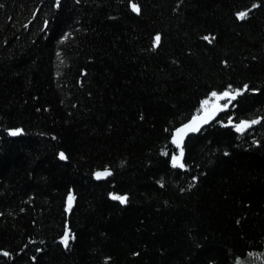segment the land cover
Returning <instances> with one entry per match:
<instances>
[{"label":"trees","instance_id":"trees-1","mask_svg":"<svg viewBox=\"0 0 264 264\" xmlns=\"http://www.w3.org/2000/svg\"><path fill=\"white\" fill-rule=\"evenodd\" d=\"M0 264H264V0H0Z\"/></svg>","mask_w":264,"mask_h":264},{"label":"snow or ice","instance_id":"snow-or-ice-1","mask_svg":"<svg viewBox=\"0 0 264 264\" xmlns=\"http://www.w3.org/2000/svg\"><path fill=\"white\" fill-rule=\"evenodd\" d=\"M132 11L136 12L137 14H139L140 9H139V7L137 5L133 4L132 5ZM247 15H248L247 12H240L238 14V19L243 20V19H245L247 17ZM205 39H208V37H205ZM159 43H160V36L157 35L154 38V47L159 46ZM238 94L239 93H237V95ZM212 95L216 96L217 94L214 92V93H212ZM229 95H230L229 92H224L222 94V96L217 97V98L218 99H222L224 97H228ZM232 98H235V97H232ZM204 103L207 104L208 101H205ZM186 127L189 128V129H192L191 125H188ZM244 127H246V125H244V124L237 125V131H240ZM192 130H195V129H192ZM184 131H185V129H179L177 131V137H179L180 133H183ZM19 134H20L19 131H13V132L10 133V135H13V136H16V135H19ZM172 142L174 144H176L177 147H180V145H181V140L180 139L174 138ZM182 157H183V150L181 148L179 156H173L172 157V162H173V166L174 167H176V166L183 167L184 166L183 163L181 162L182 161ZM60 159H62V160L66 159L64 153H60ZM109 175H111V172L105 170L103 172H97L96 173V178L97 179H101V178H104V177L109 176ZM111 198L113 200H118L121 204H124L127 201V196H125V195H113ZM71 200H72V197H69V205L71 204ZM67 240H68V237L66 235L64 240L62 241V243H64L66 247H67ZM4 254L7 255V253H4Z\"/></svg>","mask_w":264,"mask_h":264},{"label":"water","instance_id":"water-1","mask_svg":"<svg viewBox=\"0 0 264 264\" xmlns=\"http://www.w3.org/2000/svg\"><path fill=\"white\" fill-rule=\"evenodd\" d=\"M226 110V106L220 105V104H215L212 106L209 110L206 112L200 113L181 126H179L172 135L171 142L173 141L174 138L180 139L181 140V145H183L186 141V139L191 136V135H196L200 133L205 127L209 126L210 124L214 123L218 117ZM191 125L192 129L187 128L186 126ZM179 129H185L183 133H180L179 137H177V131ZM173 143V142H172ZM174 144V143H173ZM176 145V144H174ZM103 172V171H99ZM97 173V172H96ZM96 173L94 174V178L97 181L104 180L108 178L109 176H106L101 179L96 178ZM73 199L71 200V204L69 205V200H68V208L72 207Z\"/></svg>","mask_w":264,"mask_h":264},{"label":"rangeland","instance_id":"rangeland-1","mask_svg":"<svg viewBox=\"0 0 264 264\" xmlns=\"http://www.w3.org/2000/svg\"><path fill=\"white\" fill-rule=\"evenodd\" d=\"M215 102H217V101H215ZM210 104H213V103L211 102ZM204 105H205V104H204ZM204 105H203V106H204ZM207 107H209V106H208V105H205L203 108L206 109ZM172 164H173V162H172Z\"/></svg>","mask_w":264,"mask_h":264}]
</instances>
